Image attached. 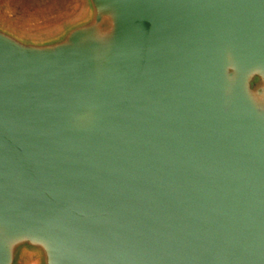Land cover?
I'll list each match as a JSON object with an SVG mask.
<instances>
[{"label":"water","instance_id":"obj_1","mask_svg":"<svg viewBox=\"0 0 264 264\" xmlns=\"http://www.w3.org/2000/svg\"><path fill=\"white\" fill-rule=\"evenodd\" d=\"M1 9L0 264H264V0Z\"/></svg>","mask_w":264,"mask_h":264},{"label":"rangeland","instance_id":"obj_2","mask_svg":"<svg viewBox=\"0 0 264 264\" xmlns=\"http://www.w3.org/2000/svg\"><path fill=\"white\" fill-rule=\"evenodd\" d=\"M78 0H0L1 15L25 26H39L70 13Z\"/></svg>","mask_w":264,"mask_h":264}]
</instances>
